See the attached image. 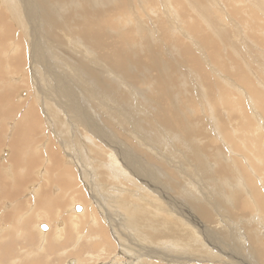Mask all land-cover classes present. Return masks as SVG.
<instances>
[{
  "label": "bare ground",
  "instance_id": "bare-ground-1",
  "mask_svg": "<svg viewBox=\"0 0 264 264\" xmlns=\"http://www.w3.org/2000/svg\"><path fill=\"white\" fill-rule=\"evenodd\" d=\"M64 1L65 0H0V120H4V118L8 119V121L14 119L12 116L15 115L16 110L25 105L23 113L21 116L19 115L20 118L18 119V122L16 120V124H8V128L10 130H13L16 126L12 135L15 136V138L12 139V142L10 141L11 145L9 146V164H7L8 161L7 163L0 161V223L6 224L7 231L10 230L9 232H12L10 233L11 235H6L7 238L10 239H6V237L2 236V229H0V261L5 259L7 256L12 255L13 246L11 245V241H13L14 238L18 241V243L22 241L27 243V236L31 226L29 225L30 220L25 219V216L20 215V217H17L15 214L1 213V211H3L1 209V206H3L2 204L7 200L8 202L13 201L15 203L13 210L18 209L21 211L25 209L24 205H26L29 200L31 201L33 199L34 203L32 204L34 208L39 207L44 209L49 206V208H47V212H55L58 207L61 208L60 206L63 205V198H66L65 200H67L69 197H72L73 199L80 201L82 196L77 195L75 190V187L77 186V174L74 172V169H70L69 167L72 163H74L77 167L75 169L80 171V175H82V172L86 173L88 167L90 168V170L87 171L88 177L90 181L93 182L94 187L98 188V190H95L98 193L95 195L91 194L89 199L93 201H103L104 204L111 199V203L114 204L112 207L118 211L102 212L105 213L104 216H107V222H109L112 226L114 242L110 241L108 236L110 231H107L104 226H101L102 228H96L95 231L90 229L87 235V238L95 239V242L90 245L93 249L96 248V250H100L103 254H108L109 252L106 253L105 248H111L110 250L116 251L120 257L124 256V263L121 261V263L115 262L111 264H143L149 259L157 260L162 264H185L196 261L200 264H238V262H243V260L247 258L241 257L240 260V256H238V252L240 251L242 253L243 250H246L247 255L248 250L245 247L247 243L254 245L253 250L259 259H262L264 253L259 244L260 241L257 238L258 235L254 234L252 231L247 232L248 240H244L241 239L244 238L241 232L225 228L227 224L229 226V223H231V228L237 225L235 220L236 222L241 223L238 216L239 214L237 215L236 212H231V209L226 208V206L225 208L227 212H223L224 215L216 221L217 227L215 228V226H213L212 218L214 212H210L208 208L205 207L207 206V203H202V196H199L201 199L196 200L195 197L192 196L193 192L187 189L191 186V190H194V186L190 184L189 180L191 175L193 176L192 179L195 178L196 183L199 186V179L202 180L203 178L199 177V172L201 175H204L206 172L203 160H200L203 156L200 159L197 157L200 153L201 155L204 154L205 145L200 141L194 140L196 138H191L193 134L192 127L199 128L198 125H194L192 127L190 126L188 130L185 129V135L181 139L183 142L181 145L186 147V150H183V152H176L173 149H169L170 147L167 146L162 148V145L164 144L163 140H166L164 138L166 133H172L174 128L183 129L184 127H187L182 125L185 123L184 120L180 119L179 116L175 114L176 112L173 110V107L171 106L172 104L169 103L170 97L168 95H170V91H167V89L171 88L170 80H172V77L168 76L166 71L170 67H167V69L164 68L165 72L162 74H154V69H157L154 68V64L157 62L155 57H152V55L149 54V48H146L145 50L143 49L144 51L142 55H137V53L135 55H129L126 52L127 50L125 51L123 49V44H121L120 41L122 43L127 42L130 40V36L124 34V40H116L106 36L103 26L100 24L98 18L100 9H94L95 7L88 5L89 3L87 4L88 8L83 12L88 13V15L84 16L86 17L85 20L79 22V19L73 18L76 20L74 24L73 19L71 20L72 22L69 21L72 26L70 23H66V25H64L65 20L63 21L59 19L58 16L56 17V14H58L57 11L59 10L58 8L64 4ZM95 1L96 5H105L108 3V0L104 2L100 0ZM73 14L74 13H72V15ZM74 28H77V31L71 33V31H73L71 29ZM76 35L80 38V41L83 44H86L89 48H91V51L94 50L96 53L95 59L99 60L103 67H106L112 73L114 72L122 77L119 80L120 83L113 85L115 92L110 91V89L108 92V86L106 87L107 89L99 86L101 88L100 91L104 94L98 93L91 87L88 88L87 86H82L81 88L85 90L82 93L77 94L75 90L76 81L72 82V80H75L73 76H77L76 69H74L75 58L73 57L75 51V49H73V43H75L74 40L75 37H77ZM203 35L201 39H204L205 37V39H207V36H204L203 38ZM229 40L227 39V41ZM204 43H206L205 47L207 51H210V53H212V50H215L214 43L211 44L208 40L203 42V44ZM225 47L227 46L225 45ZM180 53L187 63L192 65V67H194L197 71L199 66L197 65L198 59L195 55L184 47L181 49ZM10 55L12 57H10ZM129 59L135 68L134 71L145 69L149 72V74H151V76L153 75L151 79H154L153 82L151 81V86L149 83L147 86L153 90V95L151 94L150 100L158 106V108L154 109L155 111L153 109L151 110V107L144 108L145 105L141 108V105L139 106L136 104L127 90V93H125L124 90H120V88L123 89V87L127 85L123 83L124 78H134L127 71ZM27 64L28 69L33 75L35 85L37 86V82H40L41 85L43 83L49 91L48 95L45 94L47 96L45 98L47 100L45 102V108L47 109V123H45L46 129H49L50 131L48 132H51L52 134L55 133L54 135L56 137L55 140L57 142V147L58 145L62 147V150L65 151L63 153L67 154L68 162L69 160L71 161L68 167L65 166L68 164L65 163L66 159L63 160L61 153L54 149V140L51 141L52 137L49 138L50 135L47 133L46 139H49L50 141L47 140V146L45 147L44 145V148L39 151V154L45 152V156L49 162V167L47 166L48 168L44 170L43 176L40 175L41 172L36 171L37 167L40 166L39 164H41V158H39L40 156L37 154L39 149L38 141L43 142L44 139V136H40V131H38L44 123L42 122V118L39 114V105L36 104V102L40 104V100L36 99L28 104L27 98L20 97V95L22 96V94H20L18 95L19 105L15 106L12 102L13 98H16V94L19 90H17L18 87L15 83L16 80H14V78L13 80L12 78L11 80L8 79V76L16 77V74L20 73H22L21 75L25 74L27 76ZM163 67H166V65L164 64ZM105 74H107V72ZM143 74L144 72H142V75ZM108 76H110V74ZM80 81L81 82L78 84H86L82 78ZM147 82L144 83L147 84ZM243 82H245V80ZM108 93H110V95ZM253 93L258 95L256 91H253ZM43 95L44 94H42L41 97H43ZM83 95H85V97ZM34 97L32 96V98ZM90 97L107 101V105L101 104V106H99V101L96 103L99 110H103V112H100L102 117L91 113L92 111L90 112V109H88L89 107L86 104ZM78 98L80 99V102ZM43 99L44 98H42V102ZM14 101H16V99ZM121 104L122 106L120 107ZM129 109H134V114L126 115L124 110L128 111ZM262 111H264V107ZM137 114H139L140 117ZM203 134L204 133H202L201 136H204ZM1 135L2 134H0V147L2 146L1 140L3 139L2 137H4V133L2 137ZM82 140H86L88 143L91 142L90 144L93 149H90V152L92 151L94 156L97 157V162H95L94 158V162L91 161L89 157L92 156L87 157ZM177 142H179L178 139ZM139 145V148L147 147L148 152L146 150L142 151L138 149L137 146ZM36 149L37 151H35ZM135 150L138 151L140 155H137V153L134 152ZM168 161H173L172 163L175 165L177 164L176 166H179L181 169V171H178L180 174L178 172L175 173V179H179L182 175H184V178H182V181H178V184L173 180H169L167 176L164 177L165 175L163 172L166 171ZM158 163H161L160 167ZM157 168H159L158 170H160V172L155 171ZM210 168L212 177L215 176L216 178H221L225 176L226 173L229 174V172L225 171V169L221 166H215L213 169L212 167ZM152 171L155 173L153 172V174ZM33 174H36L38 179H35ZM170 174H173V172H170ZM187 177L188 179L186 182L188 183L185 184ZM163 178L167 181L166 189L168 187H172L174 191V189L177 188V190L175 189V192L177 191L181 197L184 196L185 199H189L191 197L189 200H183L184 206L181 204L178 205L184 211L182 215H179L176 212H166L168 210L163 211L161 207L162 203L160 204L155 197H152L156 194H149V191L152 190L153 193L156 192L157 195H162L167 206L169 203H173L175 205L177 204L169 200V196L163 188L164 185H160V182L164 181L161 180ZM205 178H207L206 174ZM138 180L139 183H137ZM86 182L88 181L86 180ZM222 182L220 183L223 184ZM196 183H194V185ZM112 186L119 188H113L114 190L111 192L104 193V191H102L103 187H106L108 190V188ZM225 186L228 188V191L225 190L226 194L223 195L227 197L226 199L229 201V204L230 202L235 204V197H237L238 192L233 190L232 187L230 189V186H227V184H225ZM196 189H198L199 192L201 190V188H197V186ZM219 189L217 190L219 191ZM55 190H59V193L54 194L53 191ZM217 190L215 186V190L212 189V193L215 194V192H218ZM221 192L223 193L224 191ZM168 193H170V190ZM23 196L29 197L25 198L26 200L24 201L20 200V197L23 198ZM259 197L261 198V196ZM233 198H235L234 201ZM192 199L196 200V202L192 201ZM70 201V203H72L73 200L71 199ZM214 201L217 203H215V205H218L219 209H221L222 206L218 203L219 201ZM260 204V207H263L264 209L263 198L261 199ZM225 208L224 211H226ZM186 209L190 210V212ZM83 213L84 211L80 214ZM107 213L108 215H106ZM225 214L228 215V223H225L227 220H223V218L225 219L226 217ZM244 220L245 223H247V227L250 226L251 222L249 221L252 219L246 217ZM58 222L60 221L58 220ZM221 223L223 226L226 224L225 227L221 225L223 228H218V224L220 225ZM75 225L73 224V226ZM260 226H262V224ZM38 227L41 228L40 225H38L37 228ZM247 227L245 228L247 229ZM61 231L62 230L60 229L59 233H61ZM41 233L42 232L39 234ZM44 233L42 234L44 235ZM63 235L65 236V233H63ZM227 235H230L231 239H235L238 249L236 247L235 250L231 249L234 247V244L232 245L231 243L229 246L230 241L227 243ZM11 236H13V238H11ZM67 236L68 234L64 237V242H67V240H65ZM18 239H20V241ZM22 245L26 246V244ZM223 246L226 248L223 249ZM40 249V251L44 252V250H42L44 248ZM45 251L48 254L49 251H52L51 247L49 246V248ZM125 252L127 253L126 255ZM46 253H44V255ZM21 254L23 255L22 251ZM28 254L24 256V259L28 258L26 259V262L37 264V261L34 263L31 261L34 256L29 258ZM40 258L41 257L38 259ZM44 258L46 260V257ZM95 259H99V257L92 258L91 260L95 261ZM11 262L17 263L15 260H12ZM42 262H44L43 259ZM70 264L72 263L70 262Z\"/></svg>",
  "mask_w": 264,
  "mask_h": 264
},
{
  "label": "rangeland",
  "instance_id": "rangeland-1",
  "mask_svg": "<svg viewBox=\"0 0 264 264\" xmlns=\"http://www.w3.org/2000/svg\"><path fill=\"white\" fill-rule=\"evenodd\" d=\"M93 1L65 0L64 4H62L58 8L59 10L57 11L58 14H56V17L58 16L59 19L63 21L65 20L64 25H66V23L69 24L70 23L69 21H71L73 18L79 19L80 21L79 20L77 21L82 22L83 20L86 19V17L84 16L88 15V13H83V12L88 8L87 4L89 3L88 5L94 6L95 7V8L93 7L94 9L97 8L100 9L98 18L100 24L103 26L104 33L106 36L110 38H114L116 40L119 39L124 40L123 37L124 34L130 36L129 41L123 43L120 41V43L123 44L122 45L123 49L125 51L127 50L126 52L129 55L131 54L135 55L136 53L137 55L138 54L142 55L143 51L146 48H149V54H151L152 57L154 56L157 62V63L155 62L156 64H154V68H157L154 69L153 71L154 74L157 75L162 74L165 72V69H167V67L168 68L170 67L166 71L167 75L171 76L173 80V81L170 80L171 88H169V84H168L169 89H167V91H170L169 92L170 95H168L170 97L169 103L172 104L171 106L173 107V110L176 112L174 113L177 114L180 119L184 120L185 123L182 125H185L187 127H184L183 128L184 130L174 128L172 130V133L170 132L166 133L164 136L166 140H163L164 144L162 145V148L167 146L170 147L169 149H173L176 152L177 151L183 152V150H186V147L181 145L183 144L181 140L182 137H184L186 130H188L190 126L192 127L194 125H198L199 128L192 127L193 137L191 136V138L193 139L196 138L194 140L200 141L205 145L204 146L205 150L203 152L204 154L201 155L200 153V155H197V157H199L200 159L203 156V158L200 160H203V163L205 165L204 166L206 168L205 174L207 178H205V174L201 175V173L199 172L200 174L199 177L200 178L203 177L202 178L203 181L199 179L200 181L199 182L200 187H199L198 184L196 183L195 178L192 179L193 176L191 175L190 176L191 178L189 177V180H190V184L194 186L193 187L194 190H191L192 189L191 186L187 189L193 192L192 196L195 197L196 200L201 199L199 198V196H202L203 197V199H201L202 203H207L206 204L207 206L205 207H207L210 212H214L212 218H213V226H215V228L217 227L216 221H218V219H220L221 216L224 215L223 212H227L226 208H230L231 212H236L237 215L239 214L238 216L240 218L241 223L236 222L235 220V223L238 226L235 225L233 226V228H231L230 226L231 223H229V226L227 224V226L225 227L226 224H224L223 226V224L221 223L220 225L218 224V228L225 227L231 230L233 229L237 232L239 231L244 237L241 239L244 240L247 239L248 236L247 232L250 231L254 232V234L258 235L257 238L260 241L259 244L262 247L261 249L264 253V246H263L264 245V222H263L264 209L263 207H260L261 206L260 201L262 198L264 199V111H262L264 107V0H108V1L100 0L103 2L107 1L108 3L106 2L107 4L105 5H101V4L96 5L95 4L96 1L95 0ZM72 13H74L73 14L74 16L72 15ZM74 20L75 19H73V24L74 22H76V20L75 21ZM70 25L72 26L71 23ZM71 30H73L71 31V33H73L77 31V28ZM202 35L203 38L204 36H207V39H205L206 37L204 39H201ZM227 39L230 40L227 41ZM206 40H208L209 43L211 44L214 43L215 45L214 47L215 50H212V53H210L209 50L207 51L205 47L206 43L203 44V42H206ZM74 42L75 43H73V49H75V51L73 57L75 59L74 58L73 59H74V64L77 67L74 64L73 65H74V69H76L77 76L76 75H75L76 77L73 76L75 80H72V82L76 81L75 90L77 94H80L85 90L81 88L82 86L85 87L87 86L88 88L91 87L93 90L97 91L100 94L101 93L104 94L103 92L100 91L101 90L100 87L106 88L107 86L108 89L107 88L106 89L108 90V92L109 89L110 91L115 92L113 85L120 83L119 80L122 77L115 74L114 72L112 73L106 67H103L102 64L99 62V60L95 59L96 53L94 52V50L91 51V48H89L86 44H83L78 36L75 37ZM225 45L227 47H225ZM86 46L88 47V49ZM183 47L185 49H188L198 59L197 65L199 67L201 66L200 69L199 67L197 68L198 72L194 69V67H192V65L187 63V61L184 59L183 56H181L182 54L180 52ZM10 57L12 56L10 55ZM128 63H127L128 64L127 71L135 79L124 78L123 83L127 85H125L123 89L120 88V90L122 91L124 90L125 93H127L126 92L127 90L130 96L132 97V99H134V101L136 102V104L139 106L141 105L140 106L141 108H143L144 105H145L144 108L151 107L150 108L151 110L158 108V106L154 104L153 101L150 100L151 98L150 96L153 90L147 86L148 83L150 85L151 81L153 82L154 78L151 79L153 75L151 76V74H149V72H147L145 69L134 71L135 68L133 67L130 59ZM164 64L166 65V67H163ZM106 72L107 74H105ZM142 72H144L143 75ZM21 74L22 73L16 74V77L8 76L9 80H11V78L12 80L13 78L14 80H16L15 83L17 84L18 87L17 90H19L18 93L16 94V98L15 97L13 98L12 103H14L15 106L19 105L18 95L20 94H22V96L20 95V97L27 98L28 104L36 99L40 100V104L37 102L36 104L39 105V106L37 105L39 114L40 117L42 118V122L44 123L38 129V131H40V136H44V139L43 142L38 141L39 149L37 148L38 149L37 154L38 156H40L39 158H41L40 159L41 164H39L40 166L37 167L36 171L41 172L40 175L43 176L44 170H46L49 167V162L47 157L45 156L46 155L45 152L39 154V151L40 149L44 148V145L45 147L47 146V142H46L47 140L50 141L49 139H46L47 133L50 135L49 138L52 137L51 141L54 140L53 141L54 149L57 152L61 153L63 160L66 159L65 163L68 164L65 165L64 163V165L68 167L71 161L69 160L68 162L67 154L63 153L65 152L64 150H62L63 148L60 147L59 145L57 147V142L55 140L56 137L54 135L55 133L52 134L51 132H48L50 130L49 129L47 130L45 126V123H47V118H46L47 109L45 108L46 105L45 102L47 100L45 98L47 97L46 95H48L49 93L48 88L43 83L41 85L40 82H37V86L35 85L33 75L28 69V64H27V76L25 74L23 75ZM109 74L110 76H108ZM81 78L86 83L85 85L84 83H81V85L78 84L79 82H81L80 81ZM243 79L245 80V82H243L244 81ZM146 80L149 82H147ZM143 81L145 83L147 82V84H145ZM43 88L45 91L43 90ZM39 91H41L42 94H44L43 97H41L42 94ZM253 91H256L258 95L253 93ZM108 94L110 95V93ZM32 96L33 97L37 96V97H34L35 98L34 99L32 98ZM83 96L85 97V95ZM42 98H44L43 102H42ZM15 99L16 101H14ZM78 100L80 102L79 98ZM98 101H99V106H101V104L105 105L107 102L99 98L95 99L94 97L92 98L90 97L86 105L89 107L88 109H90V112L92 111L91 113L99 117H102L100 112H103V110L102 111L99 110L98 106H96V103ZM121 106L122 104L120 105V107ZM24 107L25 105L16 110L15 115L12 116L15 120L11 119L8 121V119L5 118L4 120L3 119L0 120V134H2L1 137L3 136L4 133V137H2L3 139L1 140L2 146L0 147L1 162L7 163L10 154L9 146L11 145L12 139L15 138V136L12 135L14 133L13 131L16 128V126L13 128V130H10L8 128V124L9 123L11 125H13V123L16 124L15 122L16 120L18 122V119L20 118L19 115L21 116V114L23 113ZM134 109L137 110L136 108ZM134 109H129L128 111L124 110V112L126 115H131L134 114L133 111ZM137 115L140 117L139 114ZM202 133H204L203 135L205 137L201 136ZM199 137L201 138V140ZM177 139L179 140V142H177ZM82 141L87 157L92 156L89 157L91 161L94 162L95 159V162H97L96 161L97 157L94 156L92 151L90 152V149H93L92 145L90 144L91 142L88 143V141L86 140H82ZM137 147L142 151L148 150L147 147L139 148L140 145ZM37 149L35 151H37ZM134 152L137 153V155L139 154L138 151L136 150ZM172 162L168 161L167 162L168 164L166 163L167 164L166 171L163 172L165 175L164 177L167 176L169 180H173L175 183L178 184L179 183L178 181H182L184 175H182V177L179 179H175L176 178L175 173L181 171V169L179 168V166H176L177 164L175 165ZM7 164H9V161ZM158 164L160 167L161 163ZM215 166L223 167V169L229 172V174L226 173L225 174L226 177L223 176L221 178H216L215 176L212 177V172L210 167H212L213 169ZM69 167L70 169L71 168L74 169V172H76L77 174L76 175L77 186L75 187V190L77 195L82 196L80 201H77L72 197H69L67 200H65L66 198H63L64 199L63 205L60 206L61 208L58 207L55 210V212H47V208H49V206H47V208L44 209L39 207L34 208L32 204L34 203L33 199L31 201L29 200L30 202L28 201L29 203L27 202L26 205H24L25 209L21 211H19L18 209L13 210L15 205L13 201L8 202L7 200L5 201V203L2 204L3 206H1V209L3 211H1V213L3 214L11 213V214H15L17 217H20V215L25 216L26 217L25 219L31 221V222L29 221V225L31 226L27 236V243H25V241H22L23 243L22 242L18 243V241L14 238L13 241H11L12 242L11 245L13 246L12 251L14 252V254L12 252L11 253L12 255L7 256L8 258L6 257L5 259L1 260L0 264H11L12 260L17 261V263L13 262L12 264H20V263L31 264L30 261H29L30 263L26 262L27 261L26 259L28 258L24 259V256L28 253H29L28 254L29 258L34 256L31 261L33 263L37 261L38 262L37 264H43V263L70 264V262L72 264H98V263L111 264L115 262L121 263V261L122 263L125 262L124 256L120 257L116 251L110 250L111 248H105L106 253L107 252L109 253L103 254L100 250H96V248L93 249L90 246L95 242V239L87 238L89 230L93 229V231H95L96 228L97 229L102 228L103 226L107 229V231H110L108 235L109 239L111 242H114V236L112 234V226L109 222H107V216H104L105 213L102 212H112V211L115 212L117 210L114 209V207H112L114 204L111 203V199L110 201L106 202V204H104L103 201H98V200L93 201L89 199L91 194L95 195L96 193H98L95 191L98 190V188L94 187L93 182H91L88 177L87 171L90 170L89 167H88L89 169L87 168L86 173H83L81 170L82 175L84 174L83 175L84 177L80 175V171L78 169H75L77 167L75 166L74 163L70 164ZM158 169L159 168L155 169V171L160 172V170ZM153 172L154 171H152V173ZM170 172H173V174H170ZM36 174H33V177L35 179H38ZM84 179H86L88 182H86V180ZM187 179L188 177L186 178L185 182L187 181ZM161 180H164L163 182L162 181L160 182V185L161 186L164 185L163 188L167 193V195L169 196V200L177 204L175 205L173 203H169V205L167 206L162 195H160L161 196L160 197L159 195H157L156 192L153 193L152 190H150L151 192L149 191V194L150 195L156 194L155 196L152 197H155L156 200L160 202V204L162 203L161 207L163 211L168 210L166 212H176L179 215H182L184 211L178 205L181 204L184 206L183 200L185 201L189 200L191 197L189 199H185L184 196L181 197L177 193V191L175 192V189L177 190V188H175L174 191L172 187H168L169 189L168 188L166 189L167 181H165L164 178ZM191 180L193 181L195 180V181L193 182ZM220 182H222L223 184H221ZM137 183H139V180ZM187 183L188 182H186L185 184ZM194 183H196L197 185L196 184L194 185ZM225 184H227V186L229 185L230 189L232 187L233 190L238 192L237 197H235L236 198L235 204L231 202L229 204L228 203L229 201L226 199L227 197L223 195L226 194V191H228V188H226ZM196 186L197 188H201L200 192L198 191V189H196ZM215 186H216V190L219 188L222 189L221 190L219 189L220 192L217 190L218 192H215L214 194L212 193V189L215 190ZM113 188L115 189L119 187L112 186L109 187L108 190L106 189V187H103L102 191H104V193L111 192L112 190H114ZM169 190L170 193H168ZM221 191L224 192L222 193ZM53 193L58 194L59 190H55L53 191ZM259 196H261V198ZM27 197L29 196L26 197L23 196V198L20 197V200L24 201L26 200L25 198ZM224 197L226 200L224 199ZM235 198H233V201L235 200ZM71 199L73 200L72 203H70ZM196 200L192 199V201L194 202H196ZM214 200H217V202L219 201L218 203H220V205L222 206L221 209H219L218 205H215L216 201ZM223 202L224 203L227 202V203L224 204ZM224 208L226 211H224ZM186 210L190 212V210L188 209ZM82 211H84V213L80 214L82 213ZM106 215H108V213ZM225 216H226L225 219L222 217L224 221L229 219L227 218L228 215L225 214ZM246 217L252 219L251 221H249L251 223L250 226L248 227H247V223H245L244 220ZM58 220L60 222H58ZM225 223H228V220L225 221ZM73 224L74 225L76 224L75 225L76 227L73 226ZM261 224L262 226H260ZM38 225H40L41 228L39 227L37 228ZM6 227H7L6 224L0 223V229H2V233H1L2 236L6 237V239H10L7 238L6 235L7 234L9 235L12 232H9L10 230L7 231ZM245 227H247V229ZM60 229L62 230L61 233H59ZM38 232L39 233L46 232V233H44L43 235L42 233L39 234ZM63 233H65V236L68 234V236L65 238L67 242H64L65 236L63 235ZM56 236H57V240H56ZM11 238H13V236H11ZM18 240L20 241V239ZM229 241H230L229 246L231 243L232 245L234 244L233 245L234 247H232L231 249L235 250V247L238 249L237 242H235V239H231L230 235H227V243ZM22 244H26V246ZM40 245L41 246L44 245V246L41 247ZM49 246L51 247L52 251H49L47 254L45 250L49 248ZM245 247L248 250L247 255H246V250H243L242 253L240 251L238 252L239 254L238 256H240V260L241 257H245V258L247 257V258L244 259L243 262L242 261L238 262V264L241 263L245 264V262L246 264H264V256L262 257V259L261 258L259 259L255 251L253 250L254 245H250L247 243ZM40 248H44L42 249L44 250V252L40 251L41 250ZM225 248L226 247L223 246V249ZM21 251L23 255L21 254ZM248 252L251 254H249ZM44 253L46 254L44 255ZM126 254L127 253L125 252V255ZM39 257L41 258L38 259ZM44 257H46V260ZM95 257H99V259H95L96 262L91 260L92 258ZM42 259L44 262H42ZM143 264H162V263L154 259H149L145 261ZM185 264H200V263L196 261Z\"/></svg>",
  "mask_w": 264,
  "mask_h": 264
}]
</instances>
